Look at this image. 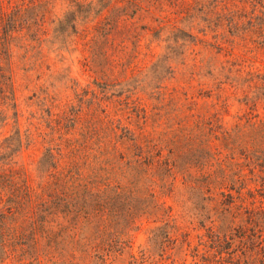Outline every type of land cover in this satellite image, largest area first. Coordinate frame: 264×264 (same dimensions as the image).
<instances>
[{
  "label": "rangeland",
  "instance_id": "obj_1",
  "mask_svg": "<svg viewBox=\"0 0 264 264\" xmlns=\"http://www.w3.org/2000/svg\"><path fill=\"white\" fill-rule=\"evenodd\" d=\"M263 123L264 0H0V176L39 192L74 168L123 194L150 168L169 217L141 218L117 264L161 227L144 264H264V144L253 162L239 143Z\"/></svg>",
  "mask_w": 264,
  "mask_h": 264
},
{
  "label": "trees",
  "instance_id": "obj_2",
  "mask_svg": "<svg viewBox=\"0 0 264 264\" xmlns=\"http://www.w3.org/2000/svg\"><path fill=\"white\" fill-rule=\"evenodd\" d=\"M11 23H15L12 16L4 30ZM65 24L59 22V26ZM248 138L246 142L239 138V143H251L254 162L263 149L264 123L252 125ZM52 151L49 149L41 162L43 174L55 168ZM165 168L171 177L176 167L166 163ZM127 172L134 181L123 188V194L115 191L117 187L92 193L86 184L76 182L74 168L54 176L47 187L43 183L39 192L13 175L0 176V264L9 260L16 264H117L115 260L130 248V234L141 218L154 214L169 217V211L149 191L150 168L130 166ZM162 181L167 189V180ZM47 193L52 194L47 198ZM168 237L163 227L157 228L150 248L140 251L139 257L130 254L128 264H144L163 256Z\"/></svg>",
  "mask_w": 264,
  "mask_h": 264
}]
</instances>
